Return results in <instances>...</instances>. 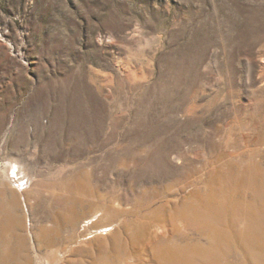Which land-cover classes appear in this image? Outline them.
I'll list each match as a JSON object with an SVG mask.
<instances>
[{"label": "rangeland", "instance_id": "rangeland-1", "mask_svg": "<svg viewBox=\"0 0 264 264\" xmlns=\"http://www.w3.org/2000/svg\"><path fill=\"white\" fill-rule=\"evenodd\" d=\"M249 179L264 186V0H0V264H159L186 241L208 248L190 264H247L211 245L248 204L264 236Z\"/></svg>", "mask_w": 264, "mask_h": 264}, {"label": "bare ground", "instance_id": "bare-ground-1", "mask_svg": "<svg viewBox=\"0 0 264 264\" xmlns=\"http://www.w3.org/2000/svg\"><path fill=\"white\" fill-rule=\"evenodd\" d=\"M253 178H256V175L253 174ZM256 182L257 180L249 179L248 182L249 186H246V188L249 189L252 194H258L259 192H262L264 190V186L262 188L258 187L256 189L255 188ZM225 204H228L226 199L218 200V203L216 205L217 212L225 211L226 209L223 208ZM245 208H247L248 213H244V216L246 218V222H249V225L246 224L243 230H239L237 232L234 230L233 233L228 232L227 234L221 227H220L221 229L214 228V230L212 231V236H213L212 238L214 244L211 245V248L212 249L216 248V252L220 250L223 251L224 249L229 248L230 245L233 244L232 243V238H233L234 239L233 242H235L236 252L242 253V255H247L249 257V262L247 264H264V257L261 261L259 259L260 257L264 256V238H263L264 236L262 235L263 233L260 234V229L252 226V219L254 218L255 215V213L251 211L252 205L248 204L247 206H245ZM216 210H214L213 212H216ZM238 214L240 213H236V215ZM68 215L66 216L64 214V216L56 217L54 226L52 228H48L46 225H42L40 227L41 231L40 230L39 231L41 233V236L45 235L43 239H45L47 242H50L52 244L56 243L59 227L60 226L65 227L70 223V219L68 218ZM176 215L178 216V218H180L183 221L187 219L185 213H177ZM192 218L201 225H205L207 223L210 224L207 220H204L201 217H196L193 215ZM237 241H239V243H237ZM256 242H260L261 246H258V243ZM243 246H246L247 248L244 251L242 250ZM207 249L208 248L203 247L201 244L198 243L193 244L187 241L184 244H180V243L168 244L162 247L160 246L158 247L155 258L158 260L159 264H190V261L188 262L189 256L191 259L192 257H197V259L201 262V260H203L207 256L208 253ZM97 259L98 258H96L95 261L91 263L98 264Z\"/></svg>", "mask_w": 264, "mask_h": 264}]
</instances>
